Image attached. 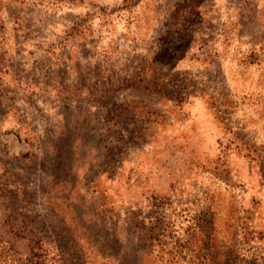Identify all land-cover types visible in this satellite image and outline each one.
I'll use <instances>...</instances> for the list:
<instances>
[{
  "label": "rangeland",
  "instance_id": "rangeland-1",
  "mask_svg": "<svg viewBox=\"0 0 264 264\" xmlns=\"http://www.w3.org/2000/svg\"><path fill=\"white\" fill-rule=\"evenodd\" d=\"M0 264H264V0H0Z\"/></svg>",
  "mask_w": 264,
  "mask_h": 264
}]
</instances>
